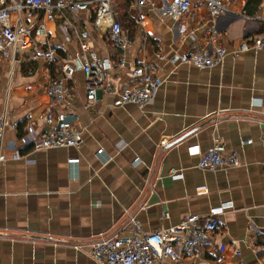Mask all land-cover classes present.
Here are the masks:
<instances>
[{"label":"crops","instance_id":"crops-1","mask_svg":"<svg viewBox=\"0 0 264 264\" xmlns=\"http://www.w3.org/2000/svg\"><path fill=\"white\" fill-rule=\"evenodd\" d=\"M169 1H111L131 38L123 66L108 34L94 28L91 10L65 11L71 25L65 30L62 18L44 19L53 63L30 60L29 51L20 50L0 59V112L7 110L8 121L18 124L4 133L7 159L0 164V264H96L88 246L100 233L128 235L129 216L149 232L226 202L217 229L196 249L200 258L190 259L212 264L216 245L225 244V264H264V252H254L264 237V39L261 47L240 50L264 31V0H231L215 18L201 0H191L190 11L176 21L159 10ZM81 30L109 64L105 88L89 111L82 107L85 79L75 32ZM212 39L226 50L220 64L197 68L179 61L181 53ZM138 57L160 84L142 108L114 107L115 92L129 81ZM63 61L75 68L63 107L77 117L80 146L16 148L27 126L41 130L40 116L51 104L45 89ZM215 139L239 154V166L197 167L198 156L188 148L205 151ZM70 157L79 162L67 164ZM170 169L182 177L171 178Z\"/></svg>","mask_w":264,"mask_h":264},{"label":"built area","instance_id":"built-area-1","mask_svg":"<svg viewBox=\"0 0 264 264\" xmlns=\"http://www.w3.org/2000/svg\"><path fill=\"white\" fill-rule=\"evenodd\" d=\"M112 0H0V59H13L16 50L29 51L30 60H42L53 63L55 51L44 28V19L53 20L62 18L61 26L65 30L71 27L65 17L67 10H91L95 29L108 34L112 44L118 49L120 59L118 66L124 65L123 51L131 38L122 30L120 21L111 6ZM231 0H201L210 18H215L227 11V4ZM138 5L149 3L150 0H136ZM191 0H170L165 6L159 7L163 16L171 20H178L180 16L190 11ZM15 14L13 22L10 14ZM41 14V19L35 20V15ZM79 48L78 60L84 75L85 102L83 110L89 111L97 102L98 94L105 88L109 74V64L97 58L88 41L86 31H75ZM264 31L255 37L252 45L242 42L240 50L261 47ZM226 56L224 47L209 40L204 46L189 50L179 55V61L197 68H207L220 64ZM59 65V76L48 81L46 94L51 104L46 107L40 119L42 128L39 132L27 126L23 134L15 139L16 148L29 147L31 150H40L56 147H79L81 131L77 126V117L66 112L64 102L69 96V89L65 82L72 79L74 66L69 61ZM160 81L153 74L145 59L138 57L130 68L129 81L119 87L112 100L114 107L133 104L142 108L153 98ZM253 104V101L251 100ZM9 112H0V164L7 159L3 149L4 133L8 127L15 129L17 122H9ZM251 140H242L241 143H250ZM189 153L198 156L197 167L215 171L219 168L237 167L240 164L239 154L226 148L225 144L215 139L213 144L201 151L198 146H190ZM102 148L97 149L100 154ZM19 152L11 155L17 159ZM67 164L79 162L76 157L67 158ZM264 167V159L262 160ZM170 177L178 179L181 172L170 169ZM201 188L198 194H204ZM229 202L211 207L203 215L188 214L177 223L169 226H160L146 232L142 229L135 216H129L130 232L125 236H106L100 233L98 238L91 242L86 253L96 264H200L194 259L200 258L196 249L207 243L210 235L217 229L219 215L229 207ZM245 242V241H244ZM225 244L216 245V254L212 264H225L222 252ZM254 252H264V237L262 243ZM233 253L238 255L235 248ZM193 257L194 259H190ZM188 258L189 260H186ZM170 262V263H168Z\"/></svg>","mask_w":264,"mask_h":264},{"label":"rangeland","instance_id":"rangeland-1","mask_svg":"<svg viewBox=\"0 0 264 264\" xmlns=\"http://www.w3.org/2000/svg\"><path fill=\"white\" fill-rule=\"evenodd\" d=\"M12 14L15 16V14L11 12V14H10V15H12ZM12 20H13V17H12Z\"/></svg>","mask_w":264,"mask_h":264},{"label":"trees","instance_id":"trees-1","mask_svg":"<svg viewBox=\"0 0 264 264\" xmlns=\"http://www.w3.org/2000/svg\"><path fill=\"white\" fill-rule=\"evenodd\" d=\"M22 134V132H20L18 135H21Z\"/></svg>","mask_w":264,"mask_h":264}]
</instances>
